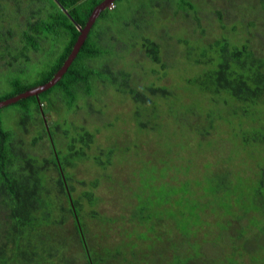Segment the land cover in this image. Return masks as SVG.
I'll return each instance as SVG.
<instances>
[{
    "label": "trees",
    "instance_id": "1",
    "mask_svg": "<svg viewBox=\"0 0 264 264\" xmlns=\"http://www.w3.org/2000/svg\"><path fill=\"white\" fill-rule=\"evenodd\" d=\"M58 1L69 14L54 0H0V68L8 71L9 85L15 90L14 95L2 97L0 101L36 88L24 86V78L31 64L44 61L35 59L32 56L35 53H45L46 56L55 58L53 65L44 72L46 79L40 86L51 81L68 59L80 35L75 23L85 27L94 8L105 0H92L83 14L85 5L81 3L84 0ZM26 2L28 12L23 13ZM115 2L114 7L108 9L113 10ZM261 3L263 5L264 0ZM13 8L18 9L15 15L10 13ZM217 14L223 20L224 13ZM21 16L24 17L23 23L19 22ZM252 26L256 24L251 21L245 25L232 23L231 27H224L226 31L220 37L209 44H203L207 48L196 59L193 60L195 46L188 53L191 61L189 66L202 73L199 87L198 79L193 78L188 80V85L195 90L201 88L202 91L194 94L206 95L209 100L202 108L194 105L188 116L194 123L193 129L202 127L203 124L209 127L202 133L205 137L216 132L224 123L234 127L236 121L238 133L249 130V123H246L249 120H231L224 113L225 110L219 102L222 92L229 95L224 100L226 106L234 100L238 107H245L246 104L258 105L264 101V56L256 55L250 38L243 35L251 32ZM16 34L19 35L18 39H15ZM130 43L131 45L123 46L118 55H112L109 49H104L108 39H92L90 33L68 72L55 87L43 92L39 98L30 97L15 103L21 104L26 115L32 116V125L37 124L41 118V128L39 124L37 129L42 134L36 140L47 135L51 144L49 156L44 159L33 155L26 148L24 140L15 139L14 134L4 128L0 116V264H197L199 261L216 264L215 259L219 254L216 248L220 245L218 240L237 237L241 241L252 233V229L263 241L256 258L261 261L254 259L250 262L264 264V167L258 170L260 180L255 182L250 177L245 179L248 171L241 166L242 163L239 167L225 166L221 170L204 165V168L196 172V168L186 166L180 160L178 153H170L166 156L169 161H163L162 166L157 167V174L151 184L141 188L127 185L124 187L128 194L123 199L124 206L119 205L122 214L117 219L96 210L97 203L93 192H83L80 198L72 196L75 188L70 183L74 182L75 168L81 163H95L105 173L112 167L110 165L116 152H104V148H98L100 155L88 153L95 143L94 132L99 133L97 128L94 131L86 130L87 127L75 128L72 134L70 130L64 129L63 136L71 135L64 143L58 140L62 135L57 134V129L64 127L57 122V129L53 127L57 137L55 139V133L47 124L46 106L49 112L51 109L64 110L65 114L89 109L86 115L95 118L96 115L106 114L102 105L106 98L114 100L109 96L106 86H114V93L134 104L132 112L138 110L139 106L150 107L159 100L169 101L174 92L178 91L177 95L184 93V88L176 83L178 89H174V92L172 87L154 82L134 84L132 81L136 63L132 52L137 42L132 39ZM140 43L148 62L155 65L162 62L164 74L169 75L173 61L162 60L165 46L148 36H144ZM61 47L62 51L56 53ZM107 60L111 61L112 66L102 67ZM120 63H123V69ZM167 68L169 70L165 72ZM153 72L156 70L153 69ZM106 73L109 77L105 76ZM103 96H106L104 100ZM196 97L189 95L193 100L187 101L185 98L184 102L193 104ZM127 103L122 102L119 105L129 106ZM99 104L98 112L96 108ZM178 110V107L173 109L180 120L186 123ZM262 122L263 127V119ZM180 129H175L174 138ZM25 131L26 129L23 133ZM259 141L264 143V135ZM142 144L136 147L139 160L142 156L140 152L144 151V146L141 149ZM202 148L207 149L205 146L200 148L198 162L202 160ZM61 153L66 154L65 159ZM106 153L110 155V163L107 164L99 158ZM208 167L212 172L207 174L205 170ZM202 172L207 177V193L202 191V185L205 184L201 181ZM63 177L66 178L71 197L66 191ZM105 177L110 181L115 179L109 176L108 171ZM78 182L82 186L86 185L84 180ZM90 184L92 188H96L98 181ZM109 187L115 188L113 184ZM237 196H240L241 201H252L244 214L239 213V202L235 198ZM71 198L75 209L71 205ZM81 200L88 201L87 215L91 214L94 219L99 220L97 233H89ZM140 203L145 204L136 211ZM228 207L235 210L233 218ZM148 210L151 212L147 213ZM205 218L208 220L206 226L203 225ZM245 219L248 220L246 225L242 224ZM155 221L156 228L160 224L167 228L156 237L153 233L150 235V242L154 246L150 251L144 247L143 242L133 239V234L146 229L148 223L154 226ZM151 231L154 232L153 227ZM167 235L176 238L175 248L172 250L163 248L167 244ZM206 238L214 241V244ZM142 239L144 240L143 237ZM243 248L245 249L240 250V246L234 248L230 255L232 264L240 263L239 260L249 252L255 258V252L249 251L248 245L243 244ZM154 256L158 258L155 259Z\"/></svg>",
    "mask_w": 264,
    "mask_h": 264
},
{
    "label": "rangeland",
    "instance_id": "2",
    "mask_svg": "<svg viewBox=\"0 0 264 264\" xmlns=\"http://www.w3.org/2000/svg\"><path fill=\"white\" fill-rule=\"evenodd\" d=\"M261 1L117 0L113 10L108 9L102 17L98 18L91 31V37L98 40L108 39V44L104 49H109L110 54L118 55L123 46L131 45L130 41L132 39L137 42L132 52L134 62L136 63L135 75L132 81L134 84L143 85L147 82H154L172 87V92H174V89H178L176 86L178 84L184 88V93L177 95L178 91L174 92L169 101L168 99L164 101L159 100L158 103H154L150 107L141 108L139 106L138 110H133L132 112V107L135 105H132L127 99H123L121 95L114 93V86H106L109 96H112L116 101L110 99V97L105 99L106 96H103V100H105L102 102V105L106 110V114H102V116L96 115L95 118L94 116L86 115L89 109H81L77 113L71 112L65 114L64 110L51 109L49 112L46 106L45 111L47 112L46 117L49 129L55 133L54 128L59 126L57 122L64 127L60 129L56 128L57 134L62 135L58 138L59 141L65 143L70 139V134L69 137L63 136L64 129L70 130L72 134V130L75 128L81 129V127H87L88 129L86 130L89 131H94L97 128L99 133L94 132L95 143L92 149L88 150V153L100 155L101 151L98 148H104V152H110L111 150L116 152L110 165L112 167L107 170L109 176L115 179L111 180L112 182L108 180L105 177L107 171L103 173L95 163H89L88 165L81 163L73 171L74 182H71L70 186H74L75 190L72 196L80 198L83 192H93L95 202L97 203L96 210L100 214H108L107 217L111 218H116L118 215L121 216L122 213L119 205L124 206L123 199L128 194L124 187L127 185L141 188L146 184H151L153 177L157 174V167H161L163 161H169L166 156L174 152L179 154L180 160L186 166L196 168V172L204 168V165L213 166L216 170H221L225 166L239 167V164L242 163L241 166L245 167L246 171H248V176L245 179L250 177L255 182H259L260 172L258 170L264 167V143L259 141L261 138L263 139L264 135V131H261L264 130V126L262 127V119L264 121V101L258 105L246 104L245 107L239 105V108L234 100L230 105L226 106L224 105V100L229 95L226 92H222L219 102L225 110L224 113L231 120L232 118L233 120H249L246 122L249 123V130L238 133L236 121L234 127L224 123V126L216 130V132H212L211 135L205 137L202 133L209 129V127L203 124L202 127L199 126L193 129L194 123L189 118L190 116H188L193 111L194 105L202 108L203 105L209 103L206 95L194 94V92L202 91L201 88L195 90L190 84L188 85V80L191 78L198 79V87L202 81L200 79L202 78V73L196 71L193 66H189V62L191 61H189L188 53L195 46L196 48L193 47L195 51L193 60L196 59L199 53L207 48L203 44H209L225 33L224 27H231L232 23L234 25L239 23L245 25L251 21L256 26H252L251 32L248 31L247 34L244 33L243 35L250 38L252 49L256 52V55L263 57L264 9L262 6L264 4L262 5ZM91 3L92 0H84L81 3L85 5L82 14L88 10L86 6H90ZM27 4L28 2L25 3L26 6L23 13L28 12ZM17 10V8H13L10 11L11 15L17 14ZM218 12L224 13L223 20L217 14ZM14 21L16 22L15 19ZM19 22H24L23 16L19 18ZM144 36L151 37L153 40L156 39L159 44L165 46L162 60L173 61L171 64L173 68L169 70V65V68L165 70V72L169 70V75L164 74V70L161 67L162 62L157 65L151 63V61L148 62V58L145 56L144 49H142L143 47L140 43ZM18 38L19 35L16 34L15 39ZM60 51H62V47L58 48L56 53L59 54ZM42 55L43 53L40 52L32 55L35 59L39 58L40 61L44 59V61L42 63L34 62L31 64L28 69L29 72L24 78V86L27 88L40 86L46 79V76L43 75L44 72L48 71L55 61L54 57H48L45 53ZM111 61L107 60L102 67L107 68L112 66ZM122 66H124L123 63H120V67L123 69L124 67ZM153 69L156 72H153ZM108 75L106 73L105 76L109 77ZM8 79V71L0 68V98L15 94V90L9 85ZM189 95L197 96L193 104L184 102L185 98L187 101L193 100L189 98ZM122 102L129 104V106H125V104L119 105ZM59 106L60 104H58ZM175 107L179 108L177 112L179 114L182 113L181 116H184L186 123L182 122L179 115L174 113L173 109ZM96 109L99 112L100 104ZM0 116L3 120L4 128L14 134L15 139L18 141L24 140L26 148L33 155H37L41 159L49 156L51 144L48 141L47 135L43 139L36 140L42 134V131H38L37 129L39 124L41 128V118H39L37 124L32 125V116L26 115V110L21 104H15L2 109ZM193 119L197 120L196 117ZM178 128L181 129L176 132L174 138L175 129ZM24 129L26 131L23 133ZM54 137L57 139L56 133ZM138 144H142L141 149L144 146V151L140 152L142 154L140 160L136 156ZM202 146L207 147V149L202 148V160L198 162V154ZM61 156L65 159L66 154L61 153ZM99 158L105 164L110 163V155L108 153ZM152 159L153 161H149ZM65 172L67 174V169ZM205 172L207 174L211 173L212 169L208 167ZM102 174L105 176H102ZM224 175L226 173L222 174V176ZM159 179H162V177ZM83 180L86 184L85 186L80 185V182H78ZM206 180L207 177L202 172L201 181L205 182L202 185L204 193L208 191ZM95 181H98V186L92 188L90 183ZM111 184L114 185V189H112L113 186L112 188L109 187ZM235 198L239 202V213L244 214L252 205L251 200L243 199L241 201L240 196ZM81 204L84 207L83 215L90 229L89 233H97L99 220L94 219L91 214L87 215V200H81ZM144 204L140 203L139 207L135 210L141 209ZM228 210L233 213L230 215L233 218L235 210L230 207H228ZM150 212L151 210L147 211V213ZM223 213H226V210H223ZM156 222H154V226L148 223L146 229L133 234V239L143 242L144 247L150 251L154 248L153 243L150 242V235L153 233L156 237L157 234L164 233L167 228L163 224H160V227L156 228ZM207 223L208 220L205 218L203 225L206 226ZM242 224H248V220H243ZM151 227L154 228V232L151 231ZM251 231L252 233L243 237L241 241H238L237 237H235L236 239L225 237L218 240L217 242L220 245L216 248V251L219 250L218 258L215 259L216 264H232L230 260L231 253L236 246H240V250L245 249L243 248V244L248 245L249 251L255 252V258L251 257L249 252L243 259L239 260L240 263L238 264H253L250 261L258 258L257 250L261 248L260 245H262L263 240L256 236L254 229ZM166 239L167 244H164L163 248L174 249L176 238L167 235ZM207 241L214 244V241L210 239H207ZM154 258L157 259L158 257L154 256ZM256 260L261 261V259ZM197 264L210 263L199 261Z\"/></svg>",
    "mask_w": 264,
    "mask_h": 264
},
{
    "label": "water",
    "instance_id": "3",
    "mask_svg": "<svg viewBox=\"0 0 264 264\" xmlns=\"http://www.w3.org/2000/svg\"><path fill=\"white\" fill-rule=\"evenodd\" d=\"M54 1L61 7V9L64 12L69 14V12L66 9H64V7L60 4V2L58 0H54ZM115 1L116 0H105L100 5L96 6L94 8L91 16L89 17L88 22L85 25V27H82L77 22L75 23L78 31L80 32V35L78 36L76 43L74 44L73 50H72L71 54L69 55L68 59L66 60V62L62 66V68L54 75V77L51 81H49L47 84L41 85L39 87H36L34 89H31V90H28L24 93H21L18 96H14L12 98H8L6 100L0 101V109L3 107L9 106L11 104H15V103L19 102L20 100L28 99L30 97L39 98L43 92L55 87L57 85V83H59L62 80V78L64 77V75L68 72L69 67L73 63L74 59L77 57L81 47L83 46L84 42L88 38V36H89L94 24L96 23L97 19L99 18V16L102 14L103 11L108 9ZM72 20H74V19L72 18ZM63 181L65 182L66 191L69 194V196L71 197L70 190H69V187L66 183L67 181H66L65 177H63ZM71 205H72L73 209H75L72 198H71Z\"/></svg>",
    "mask_w": 264,
    "mask_h": 264
},
{
    "label": "clouds",
    "instance_id": "4",
    "mask_svg": "<svg viewBox=\"0 0 264 264\" xmlns=\"http://www.w3.org/2000/svg\"><path fill=\"white\" fill-rule=\"evenodd\" d=\"M110 7H114V3H113ZM110 7H109V8H110Z\"/></svg>",
    "mask_w": 264,
    "mask_h": 264
},
{
    "label": "flooded vegetation",
    "instance_id": "5",
    "mask_svg": "<svg viewBox=\"0 0 264 264\" xmlns=\"http://www.w3.org/2000/svg\"><path fill=\"white\" fill-rule=\"evenodd\" d=\"M91 33V32H90ZM90 35V34H89Z\"/></svg>",
    "mask_w": 264,
    "mask_h": 264
}]
</instances>
